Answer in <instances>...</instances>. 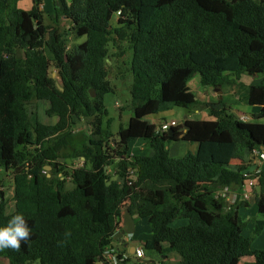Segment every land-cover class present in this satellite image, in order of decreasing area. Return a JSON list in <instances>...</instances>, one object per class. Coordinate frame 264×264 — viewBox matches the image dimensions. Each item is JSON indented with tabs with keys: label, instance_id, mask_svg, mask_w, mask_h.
I'll use <instances>...</instances> for the list:
<instances>
[{
	"label": "trees",
	"instance_id": "16d2710c",
	"mask_svg": "<svg viewBox=\"0 0 264 264\" xmlns=\"http://www.w3.org/2000/svg\"><path fill=\"white\" fill-rule=\"evenodd\" d=\"M19 1L0 0V171L13 185L12 206L0 188V224L22 212L32 231L0 257L10 264H109L103 251L128 199L131 214L148 220L144 247L175 252L174 264H264V249L252 247L264 227V169L254 199L261 218L246 236L238 209L248 206L239 195L248 167L231 166L264 148V0H52V24L44 22L41 0L29 9ZM64 17L84 38L71 48ZM119 41L131 51L133 115L113 134L110 119L103 122L104 97L114 90L106 59ZM242 75L261 76L241 98L258 106L253 120L240 121L222 99L203 102L210 119L187 116L171 136L146 120L202 104L185 85L195 76L203 88L222 89ZM39 100L54 124L38 119ZM76 121L89 133L75 134ZM138 139L149 152L131 155ZM178 140L196 143V151L170 156L168 145ZM223 190L238 192L232 204ZM179 216L187 223L172 226Z\"/></svg>",
	"mask_w": 264,
	"mask_h": 264
},
{
	"label": "rangeland",
	"instance_id": "374dc122",
	"mask_svg": "<svg viewBox=\"0 0 264 264\" xmlns=\"http://www.w3.org/2000/svg\"><path fill=\"white\" fill-rule=\"evenodd\" d=\"M42 3H44V22L47 24L53 23V1L52 0H41ZM21 7H25V5H20ZM117 17L116 15L112 17V23L114 24ZM61 21V24L63 25L65 38L67 39V45L69 48H71L74 44L82 41L84 38H76L73 32H70L68 30V22L66 18L64 17ZM119 48L113 47L112 45L109 46V52L108 57L106 59V67L108 70V80L110 81L111 85L114 87L113 92L108 93L104 97V103L107 110V115L103 118V122H106V119H110V129L113 134H115L120 127H126L128 124V121L130 117L133 115L132 109L130 107V95H129V86L131 84V75L129 72V63H130V55L131 51L128 50L127 43L125 41H119ZM123 52V55H118L119 52ZM52 76H57V72L54 68H51ZM261 76H250L243 82L245 83H254L260 81ZM194 80V81H192ZM190 83H186L185 85L191 89L196 95H200V92L202 93V88L200 86V83L198 81V76H195L192 79ZM247 80V81H246ZM219 88V87H217ZM212 89V88H211ZM210 89V94H213V89ZM221 89V88H220ZM220 91V90H218ZM239 92L237 91L236 95ZM220 94V93H219ZM219 95H213L212 97H209L210 99L216 100ZM230 91L227 89L226 93L224 95H220L222 97L223 103L230 105ZM202 97V96H201ZM208 99V98H206ZM204 97L200 98L202 104L197 105L196 107L192 108L190 114L187 116L191 119H201V118H207L209 116L208 108L203 105V102L206 100ZM37 116L38 119L45 124H54L57 120L56 117H50L46 114V109L48 108V103L46 101H37ZM249 110L255 109L256 107L253 106H247ZM205 110L207 113L206 115H202V111ZM258 112V110H256ZM256 112V113H257ZM247 114L250 117V120H253L250 115V111L247 112ZM164 116L167 120H178L179 122L183 120L185 116V109H182L180 107H172L170 110H167L164 112ZM163 120H156V123L160 124V122ZM264 122V119L260 120ZM73 132L75 134L83 133L88 134L90 127L85 121H76V124L73 128ZM141 141V139L135 140L130 144V147L135 148L138 150V141ZM171 144V143H170ZM169 144V145H170ZM136 146V147H135ZM139 152V151H138ZM143 153V152H140ZM174 157H180V156H174ZM67 164V167L70 166L71 160H65L64 161ZM77 163V160L74 161V165ZM69 165V166H68ZM246 166V165H245ZM47 171H49L51 168L49 166L45 167ZM49 175V174H48ZM73 186L72 182L67 181L66 182V188H71ZM0 188L4 191L6 199L9 200V205L12 206V195H13V185L10 178L9 173H3L0 171ZM232 190L231 192H233ZM253 196L250 198V202L253 203ZM230 205V204H229ZM242 213V212H241ZM181 218H177L175 220H179ZM249 221V219H248ZM174 222V221H173ZM254 223V222H253ZM250 221L249 226H246V229L244 231V235L251 236L253 232L254 225ZM173 223H171L172 225ZM174 225V224H173ZM172 225V226H173ZM175 226V225H174ZM149 227V226H148ZM150 232V231H149ZM262 238V239H261ZM264 239V236L261 237V233L258 235H254L253 241L254 245L253 247L257 249L258 245H261V240ZM144 246V245H143ZM145 248V247H144ZM149 255V254H148ZM147 255V256H148ZM150 256V255H149ZM137 262V261H135ZM243 261L240 262L242 264ZM145 262H141L139 264H144ZM0 264H10L7 259L0 257ZM34 264H40L39 262H35ZM172 264V263H171ZM174 264V263H173Z\"/></svg>",
	"mask_w": 264,
	"mask_h": 264
},
{
	"label": "crops",
	"instance_id": "0c3cea01",
	"mask_svg": "<svg viewBox=\"0 0 264 264\" xmlns=\"http://www.w3.org/2000/svg\"><path fill=\"white\" fill-rule=\"evenodd\" d=\"M33 0H20L18 2V6L21 7L20 5H25V7H21L23 9H29L32 6ZM44 3L41 2V9L44 11ZM250 76L249 75H242L239 79L236 80L235 85L233 86H229L226 88H212L214 93L210 94V89L211 88H202V93L200 92V95H197L199 98L204 97V99H206L204 102H216L218 99H222V97H220V95H224V93H226L227 89L230 91V105L229 106V110L235 114L237 117H239L242 114H247L248 111H250V115L253 113H256L258 110V106H253L256 107L255 109L249 110V108H247V104H245L244 102H242V96L244 94V91L246 89V87L252 83H248L244 85V81L245 79L248 80ZM233 80V78H231ZM246 80V81H247ZM194 81V80H192ZM189 81L188 83L192 82ZM256 83V82H254ZM201 86V85H200ZM202 87V86H201ZM211 89V90H212ZM220 90V91H218ZM237 91L239 92L237 95ZM220 93V94H219ZM213 95H219L218 98L216 100L210 99L209 97H212ZM202 96V97H201ZM166 112V111H165ZM206 111L203 110L202 111V115H206ZM249 116V115H248ZM190 118V117H188ZM163 120V121H168L165 116H164V112L158 113V114H154V115H149L146 117V120L149 123H154L157 126L159 125V123H156V120ZM191 119V118H190ZM201 119H210V117L207 118H201ZM175 120V119H172ZM161 121V122H163ZM178 123H181L182 121H178L176 120ZM160 122V123H161ZM139 143H137L138 145V150H136L133 147H130V154H138L140 152L146 153L149 152V149L145 146L144 141L143 140H139ZM197 144L196 143H191V142H187V141H183V140H178V141H174L171 142L170 145H168V151H169V155L170 156H182L184 155L186 152L190 151V152H195L197 149ZM136 147V146H135ZM139 151V152H138ZM257 158L256 156H253L252 154H249L248 156H246L244 158L243 161H239V160H235L231 166L234 168L236 166H238L239 164H244L247 167L251 166L253 160L255 161ZM261 166L262 169H264V161L261 162ZM108 171L111 173H113V178L116 179L117 177L114 175V171L112 170V168H108ZM243 187V185H242ZM243 189V188H242ZM241 189L240 191V199L245 200L248 202V206H242L238 209V213L240 215V217L247 223V226H249L250 221L253 223L254 220H258L261 218V216L258 214V210H257V206L255 204V200H253V203L250 202V198L253 196V198L255 199V195L258 192V185L255 184L254 187L251 189V191L246 194L244 197V193L243 190ZM238 193V192H236ZM242 212V213H241ZM177 218H181L179 220H174V222H172L174 227L177 226H182L185 225L187 223V219L185 217L179 216ZM176 218V219H177ZM249 219V221H248ZM254 225V223H253ZM148 220L145 218H138L136 217L135 214H131L130 210H129V200L128 199H124L121 204L119 205V212L118 215L116 217V231L115 233L119 232L120 230H124L125 232H133L134 233V238L133 240H135L136 246H143V244H145L144 242H146L147 240L150 239V228L148 227ZM261 233V237L264 236V227L262 228V230L258 233ZM257 234V235H258ZM262 239V238H261ZM255 241V240H254ZM254 241H252V247L254 245ZM107 245H113V239L112 237L107 241ZM162 245V244H161ZM165 245V244H163ZM115 247L118 250H122L125 252H131L134 250L133 244H128L125 247H123L122 249L119 248V243H117L115 245ZM254 248V247H253ZM257 249H264V239L261 240V245H258ZM150 256H149V255ZM148 255V256H147ZM179 260L177 254L175 252H169L167 255H161L159 254L155 249H147L144 248V258L142 259L141 262H145L144 264H173L176 263Z\"/></svg>",
	"mask_w": 264,
	"mask_h": 264
},
{
	"label": "built area",
	"instance_id": "2783aa9c",
	"mask_svg": "<svg viewBox=\"0 0 264 264\" xmlns=\"http://www.w3.org/2000/svg\"><path fill=\"white\" fill-rule=\"evenodd\" d=\"M240 121H248L250 117L246 114H242L238 117ZM176 120H168L161 122L157 128V132L167 133L169 129H172L175 126H178ZM253 156H256V160L252 162L251 166L248 167L247 170L243 172V177L245 181L243 183V197L248 194L254 185L257 183L258 175L263 170L261 166V162L264 161V150L257 151L253 150L251 153ZM221 196L225 197L226 204H232L236 199V193L228 192V190H223L219 193ZM126 241H131L134 238L133 232H125L124 236ZM105 259L108 261L109 264H119L120 262L124 261L128 257H131L130 253L125 251H119L115 246L106 245L103 251ZM135 258L137 260H142L144 258V248L139 246L135 248Z\"/></svg>",
	"mask_w": 264,
	"mask_h": 264
},
{
	"label": "clouds",
	"instance_id": "9594fccd",
	"mask_svg": "<svg viewBox=\"0 0 264 264\" xmlns=\"http://www.w3.org/2000/svg\"><path fill=\"white\" fill-rule=\"evenodd\" d=\"M262 150H264V148H262L261 151ZM31 231L32 229L29 225V222L22 212H17L13 214L7 220L6 223L0 224V250H4V249L18 250L22 242L28 241L31 235ZM131 258L133 260L132 254H131ZM136 261L138 260L136 259Z\"/></svg>",
	"mask_w": 264,
	"mask_h": 264
},
{
	"label": "water",
	"instance_id": "95a60500",
	"mask_svg": "<svg viewBox=\"0 0 264 264\" xmlns=\"http://www.w3.org/2000/svg\"><path fill=\"white\" fill-rule=\"evenodd\" d=\"M60 89H61V87H60ZM90 93H91L92 96H94V94H95L93 89H90ZM188 114H190V112L188 111V109H185V116H184L183 120H185L187 118ZM183 126L186 127L185 124H183ZM167 134L170 135V136L173 135L172 129H169L167 131ZM181 136H183V134H181ZM124 236H125V231L124 230H120L119 232L114 233L112 235L113 245L115 246L117 243H119V248L122 249L123 247H125L128 244H133L134 250L131 251L130 253L133 255V260L136 261L135 248H136V243L137 242H135V240L126 241ZM97 264H100V263L97 262Z\"/></svg>",
	"mask_w": 264,
	"mask_h": 264
}]
</instances>
